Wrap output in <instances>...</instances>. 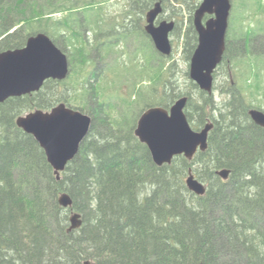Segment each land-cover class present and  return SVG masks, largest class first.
<instances>
[{
	"label": "trees",
	"instance_id": "trees-1",
	"mask_svg": "<svg viewBox=\"0 0 264 264\" xmlns=\"http://www.w3.org/2000/svg\"><path fill=\"white\" fill-rule=\"evenodd\" d=\"M110 1L0 0V51L22 47L28 36L44 32L66 50L73 76L69 84L47 79L38 91L0 103V264H83L85 260L95 264H264V127L248 114L249 108L264 109L243 92L246 87H258L264 53L247 61H243L246 55L229 59L233 69L243 64L251 80L243 74L242 83L221 90V102L213 105L211 96L195 83L191 85L197 98L177 90L176 82L162 80L167 61L152 47L159 67L150 81L157 90L162 80L163 91L156 96L152 88H140L145 77L139 74L131 84L137 97L123 100L128 109L140 103L169 108L187 95L185 113L192 128L200 129L208 121L214 124L205 151L191 160L178 155L170 164L157 166L134 134L138 107L113 119L112 104L96 101L108 99L106 89L88 85L91 78L115 76L110 66L95 68L89 60L94 50L107 57L108 52L119 53L116 45L133 33L150 39L141 21L157 0H121L123 9L115 14L108 10ZM174 1L192 11L200 3ZM239 2L243 18L248 9L264 13L263 0ZM192 22L190 15L184 41L188 56L197 45ZM227 29L221 63L228 60L230 37L243 40L247 49L253 35L264 32V24L235 29L228 23ZM87 32L93 35L92 43ZM143 42L136 50L143 52L142 71L150 75L151 57ZM115 62L126 66V71L134 70L120 59ZM91 96L95 103L89 107L85 102ZM72 101H76L72 108L91 116V125L78 153L57 179L43 149L16 125V118L33 109L49 110L60 102L69 106ZM189 168L205 183V194L187 188ZM221 168L230 170L226 180L215 174ZM63 192L72 199L70 207L58 202ZM72 211L81 214L82 224L67 231Z\"/></svg>",
	"mask_w": 264,
	"mask_h": 264
},
{
	"label": "water",
	"instance_id": "water-1",
	"mask_svg": "<svg viewBox=\"0 0 264 264\" xmlns=\"http://www.w3.org/2000/svg\"><path fill=\"white\" fill-rule=\"evenodd\" d=\"M231 0H200L193 13V26L197 33V45L191 55L189 76L200 90L212 93L213 72L220 64L226 49V32L231 11ZM162 4L157 0L145 14L144 31L162 55H169L172 45L169 38L175 22L161 20ZM205 15H209L204 19ZM69 73V61L53 40L44 32L28 36L25 45L0 51V103L9 97L21 96L38 91L45 80H62ZM188 96L177 98L169 108L150 106L139 116L134 129L135 136L144 143L157 166L170 164L175 156L183 155L191 160L199 151L208 148V134L213 122L208 121L200 129L190 125L185 106ZM252 121L264 127V111L249 108ZM16 125L31 134L43 149L46 159L58 179L60 172L78 153L79 146L86 137L91 116L74 109L64 102L50 110L34 109L19 115ZM228 168L215 170V174L226 180ZM187 188L197 194L206 192V185L197 179L191 168L185 178ZM62 207H70L72 199L66 192L59 194ZM67 231L80 227L82 217L72 211ZM83 264H95L85 260Z\"/></svg>",
	"mask_w": 264,
	"mask_h": 264
},
{
	"label": "rangeland",
	"instance_id": "rangeland-1",
	"mask_svg": "<svg viewBox=\"0 0 264 264\" xmlns=\"http://www.w3.org/2000/svg\"><path fill=\"white\" fill-rule=\"evenodd\" d=\"M116 1L118 0H111L110 5L107 6L108 10L111 11L112 14H115L116 10L118 12H121L120 9H123L120 7L122 4V1L120 0L119 3L114 4ZM231 3H232V7H231L230 15H229V27L233 25L235 29L239 27H244V29L247 27V29H250V28H254L256 26V23L264 24V13H260L258 9L253 10V11L249 9L246 10L244 12V18H243L238 13L240 12V9L243 8L241 7L239 0H231ZM236 6L238 7L237 9L235 8ZM194 11L195 10L193 11L190 10L189 6L185 3L179 4L175 2L174 0H162V12L159 14L156 20V23H158L161 20H173L175 22V29H174L175 31L174 33L172 31L169 34V38H170L171 45H172V51L169 55H166L164 57L167 63L165 64V67H164L165 71L163 73L165 75L162 80L167 79V80H170L172 83L176 82L175 85H177V88H176L177 90L182 91V92H190L193 95V97L197 98L199 94L195 90V88H193V85H191V83H195V82L189 76V64H190L191 56H188L187 53L184 51L185 32H186V28L189 23L190 15H192V21H193ZM174 12H175V16H173ZM145 14L141 21V24L143 27L145 24ZM55 15L58 16L60 14L56 13ZM171 16L173 17L171 18ZM208 17L209 15H206L204 19ZM128 26L130 27V29L133 28V24H129ZM14 29L15 28L11 29V31H13ZM263 33L264 32L253 35V37L247 43V46H249V47L246 46L247 49L244 48L243 40H238V39L234 40L230 37V40L227 43V47H228L227 51H228L229 57H228V60H226V62L228 61V63L222 62L214 70L212 93L211 94L207 93V95L211 96L213 105H217V103L221 102L220 100L221 90L224 91V90H227L231 85L235 87V86H238V84L242 83L240 82L239 78L243 74L244 75L248 74L246 76L248 77V82L251 80L250 78L251 75L249 76V72L245 73L247 69L241 68L243 64H241L240 66L237 65L236 68L233 69V65L231 67V63L229 59L233 57H241V56L245 57L246 55L247 56L245 57L246 60L243 59V61H247V59H249L250 57L254 55L264 53V34ZM227 34H228V31H227ZM85 35L87 38H89L90 43H92L93 42L92 33L87 32ZM143 40L145 41V44H146L145 46L146 53L148 54L149 57H151L150 58L151 59V64H150L151 69L149 71L150 75H148L146 71H142L144 70L142 66H145L146 64L145 58L143 56V52L137 51L138 49L136 48L137 46L139 47L144 43ZM24 45L25 43L23 44V46ZM58 47L63 52L66 51L65 49H63L62 46H58ZM152 47L155 49L151 38L148 40L143 36V38L141 39L140 36H138V34L133 33V35L131 34V36H128L126 40H122L120 43L116 45L115 52L119 51V53L117 54L108 52L109 54L107 55V57H102L95 50L90 54L89 60L95 63V68H97V70L98 68L102 70L101 67H107V66H110L111 69L114 68L113 74L115 76L111 75L106 80H103L104 78L103 79L101 78L96 81H94L95 80L94 78H91L88 84L90 86V84L94 83V87L95 85L96 86L98 85L101 87V89H106L105 91L107 95H109L108 99L107 98L103 99L102 97H98L96 98V101L101 102L104 100V102L106 101L112 104L113 108L109 110V113L113 119H121L123 115L125 114V111L129 110L128 109L129 107L127 106L128 104H126L123 101L124 99L130 98V100H135V97H137V93L135 90H132L131 84H132V81L136 80V76H139V74L140 75L142 74L145 77L143 78L142 81L139 82L140 88L141 87H143L144 89L152 88L151 93H154V95L156 96L159 94V92L161 93L163 91V85L161 84L163 82L162 80L160 84L158 82L157 90L153 89L152 86L154 85L150 81L151 80L150 78L154 76L156 69L159 67L158 66L159 59L153 53ZM118 59H120V61H123L124 64L126 65L128 64V66L133 68L134 70L132 72L126 71L125 70L126 66H123L122 64H119V63L116 65L115 60L117 61ZM130 60L132 61L130 62ZM87 64L90 67L91 63L88 62ZM138 64H140L141 66ZM154 67L156 68L154 69ZM72 78L73 76L69 72L67 77L62 79V81L69 84L68 82L73 80ZM105 86H108V87L105 88ZM243 92L248 96V100L251 101V103H253L254 105L259 104L260 107L264 109V68L259 72L258 87L256 89L251 88V87H246V89ZM147 98H148L147 100L149 103L153 102L154 98H152L151 100H150V97H147ZM94 103L95 102L92 96L91 98L89 97V100H87V102H85V104H87L89 107L93 106ZM74 104H76V101H72L70 103L71 107H73ZM151 106H155V105H151ZM135 107H138V109H141L140 111L136 109L138 113L135 119V124H136L140 114L150 106L143 107L142 103H140V105H137V106L131 105L129 111H131V109ZM221 257L224 258V255H221Z\"/></svg>",
	"mask_w": 264,
	"mask_h": 264
},
{
	"label": "flooded vegetation",
	"instance_id": "flooded-vegetation-1",
	"mask_svg": "<svg viewBox=\"0 0 264 264\" xmlns=\"http://www.w3.org/2000/svg\"><path fill=\"white\" fill-rule=\"evenodd\" d=\"M206 16V15H205Z\"/></svg>",
	"mask_w": 264,
	"mask_h": 264
}]
</instances>
